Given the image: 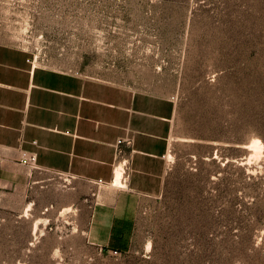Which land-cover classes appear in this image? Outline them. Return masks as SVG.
<instances>
[{
    "label": "rangeland",
    "instance_id": "rangeland-1",
    "mask_svg": "<svg viewBox=\"0 0 264 264\" xmlns=\"http://www.w3.org/2000/svg\"><path fill=\"white\" fill-rule=\"evenodd\" d=\"M0 43L177 104L127 248L0 206V264H264V0H0Z\"/></svg>",
    "mask_w": 264,
    "mask_h": 264
},
{
    "label": "crops",
    "instance_id": "crops-1",
    "mask_svg": "<svg viewBox=\"0 0 264 264\" xmlns=\"http://www.w3.org/2000/svg\"><path fill=\"white\" fill-rule=\"evenodd\" d=\"M176 117L166 95L0 43V206L33 226L74 224L103 251L127 248L143 199L163 192Z\"/></svg>",
    "mask_w": 264,
    "mask_h": 264
},
{
    "label": "bare ground",
    "instance_id": "bare-ground-1",
    "mask_svg": "<svg viewBox=\"0 0 264 264\" xmlns=\"http://www.w3.org/2000/svg\"><path fill=\"white\" fill-rule=\"evenodd\" d=\"M251 147H253L255 150H258V151H261L263 149L262 143L260 141H258V140L253 141ZM117 177H118V179H117L116 183L118 185H120V177L121 176H117Z\"/></svg>",
    "mask_w": 264,
    "mask_h": 264
},
{
    "label": "built area",
    "instance_id": "built-area-1",
    "mask_svg": "<svg viewBox=\"0 0 264 264\" xmlns=\"http://www.w3.org/2000/svg\"><path fill=\"white\" fill-rule=\"evenodd\" d=\"M34 144H37L36 142H34ZM24 155L26 156V154L24 153ZM35 160H36V157H35V155H32V156H30L29 157V162L30 163H34L35 162ZM123 180V179H122Z\"/></svg>",
    "mask_w": 264,
    "mask_h": 264
}]
</instances>
